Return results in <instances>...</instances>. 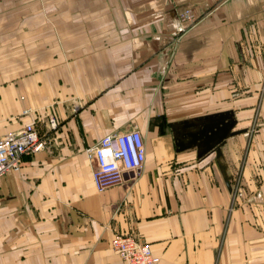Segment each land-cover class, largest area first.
Wrapping results in <instances>:
<instances>
[{"label":"crops","instance_id":"1","mask_svg":"<svg viewBox=\"0 0 264 264\" xmlns=\"http://www.w3.org/2000/svg\"><path fill=\"white\" fill-rule=\"evenodd\" d=\"M29 124L47 146L0 178V264H123L119 235L264 264V0H0V138ZM131 131L142 170L97 192L85 149Z\"/></svg>","mask_w":264,"mask_h":264},{"label":"built area","instance_id":"2","mask_svg":"<svg viewBox=\"0 0 264 264\" xmlns=\"http://www.w3.org/2000/svg\"><path fill=\"white\" fill-rule=\"evenodd\" d=\"M194 23L189 10L179 15L176 33L183 35L187 27ZM28 111H25L27 114ZM51 131L57 130L55 117L49 118ZM47 146L45 138L34 124L27 125L18 133L0 138V178L20 172L26 155L41 153ZM91 166V177L97 192H104L122 181L125 172H140L144 166L146 153L142 136L138 131L112 133L102 137L93 146L85 149ZM111 249L123 264H157L149 245L133 236H115L110 242Z\"/></svg>","mask_w":264,"mask_h":264},{"label":"rangeland","instance_id":"3","mask_svg":"<svg viewBox=\"0 0 264 264\" xmlns=\"http://www.w3.org/2000/svg\"><path fill=\"white\" fill-rule=\"evenodd\" d=\"M188 10V9H187ZM184 11H186V10H184ZM190 11V10H189ZM191 12V11H190ZM192 13V12H191Z\"/></svg>","mask_w":264,"mask_h":264}]
</instances>
